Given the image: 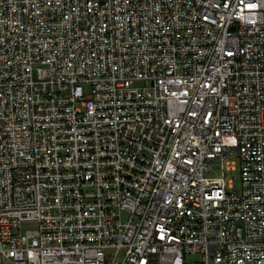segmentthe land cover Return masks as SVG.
<instances>
[{"label":"built area","instance_id":"built-area-1","mask_svg":"<svg viewBox=\"0 0 264 264\" xmlns=\"http://www.w3.org/2000/svg\"><path fill=\"white\" fill-rule=\"evenodd\" d=\"M0 264H264V0H0Z\"/></svg>","mask_w":264,"mask_h":264},{"label":"rangeland","instance_id":"rangeland-1","mask_svg":"<svg viewBox=\"0 0 264 264\" xmlns=\"http://www.w3.org/2000/svg\"><path fill=\"white\" fill-rule=\"evenodd\" d=\"M235 160L237 161L236 158H235ZM219 173H220V168L218 165V159H213L212 160V166L207 172H205V175L206 176H217V175H219ZM229 179L233 180V185H234L233 187L234 188H228L227 185H228ZM225 180L227 183L226 188H228L229 190H232V189L238 190L239 185H240V172H239V168H238V163H237L236 168L234 170L227 172ZM28 226H31V223H24L23 224V228L28 227ZM198 258L199 257L197 255H194V254H187L186 255V261H192V260H196Z\"/></svg>","mask_w":264,"mask_h":264},{"label":"snow or ice","instance_id":"snow-or-ice-1","mask_svg":"<svg viewBox=\"0 0 264 264\" xmlns=\"http://www.w3.org/2000/svg\"><path fill=\"white\" fill-rule=\"evenodd\" d=\"M245 7L252 8V7H256V5H255V4H252V3H250V4H246V5H245Z\"/></svg>","mask_w":264,"mask_h":264}]
</instances>
